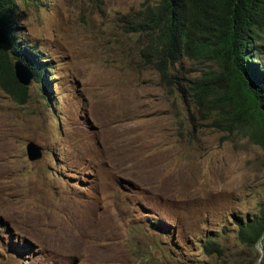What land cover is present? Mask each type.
Segmentation results:
<instances>
[{
	"label": "rangeland",
	"instance_id": "374dc122",
	"mask_svg": "<svg viewBox=\"0 0 264 264\" xmlns=\"http://www.w3.org/2000/svg\"><path fill=\"white\" fill-rule=\"evenodd\" d=\"M142 3L16 0L12 33L50 88L32 78L25 102L0 88V264L260 263L264 238L244 246L237 223L264 201V149L180 90L214 63L160 78L119 22ZM254 45L264 66V35Z\"/></svg>",
	"mask_w": 264,
	"mask_h": 264
},
{
	"label": "trees",
	"instance_id": "16d2710c",
	"mask_svg": "<svg viewBox=\"0 0 264 264\" xmlns=\"http://www.w3.org/2000/svg\"><path fill=\"white\" fill-rule=\"evenodd\" d=\"M142 9L121 16L122 29L144 35L146 56L161 79L183 58L215 64L201 78L189 81L194 103L207 102L229 131H243L264 149V66L256 62L255 43L264 35V0H142ZM16 0H0V88L10 97L25 102L27 86L17 82L13 63L23 62L49 97L47 61L27 42L12 33ZM150 62V61H149ZM220 126V123H215ZM237 239L248 248L264 238V201L259 213L237 223ZM216 247L204 245L205 250ZM217 250V249H216ZM263 257L259 264H264Z\"/></svg>",
	"mask_w": 264,
	"mask_h": 264
},
{
	"label": "water",
	"instance_id": "95a60500",
	"mask_svg": "<svg viewBox=\"0 0 264 264\" xmlns=\"http://www.w3.org/2000/svg\"><path fill=\"white\" fill-rule=\"evenodd\" d=\"M14 76L17 82L23 86H28L33 78L32 73L28 67L21 61L13 63ZM27 158L30 161H36L42 157V149L34 142H29L26 145Z\"/></svg>",
	"mask_w": 264,
	"mask_h": 264
},
{
	"label": "bare ground",
	"instance_id": "6f19581e",
	"mask_svg": "<svg viewBox=\"0 0 264 264\" xmlns=\"http://www.w3.org/2000/svg\"><path fill=\"white\" fill-rule=\"evenodd\" d=\"M92 213V216H94V213L93 212H91Z\"/></svg>",
	"mask_w": 264,
	"mask_h": 264
}]
</instances>
